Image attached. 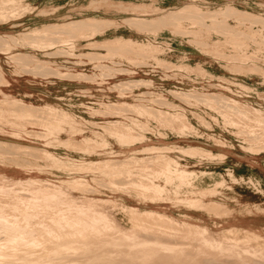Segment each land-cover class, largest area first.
Returning a JSON list of instances; mask_svg holds the SVG:
<instances>
[{
    "label": "rangeland",
    "instance_id": "rangeland-1",
    "mask_svg": "<svg viewBox=\"0 0 264 264\" xmlns=\"http://www.w3.org/2000/svg\"><path fill=\"white\" fill-rule=\"evenodd\" d=\"M1 5L0 72L5 73L11 86L0 84V89L24 100L26 105L35 107L37 111L32 114L33 121L45 120L50 113L49 109L45 107L50 105L58 110H64L80 121L82 133L95 140L92 131L102 133L103 129L101 128L115 126L116 122L117 127H124L131 124L130 120L132 123L133 120H140L134 115L127 116L129 117L127 118L120 114L125 107V110H129L132 106L143 104L153 113L155 111L157 117L164 119L166 115V119L180 118L181 120H176L178 122L186 119L198 127L197 119H203L207 124L214 125L215 119L221 120V115L226 111L230 112L229 116L235 121L237 118V121L241 118V122L244 123L246 122L244 121L246 120V111H248L246 113L248 115L252 108L264 110V0H15L12 6ZM81 24H83L84 30L80 28L82 26L78 28ZM140 24H145L147 27ZM78 29L80 30L78 31ZM53 32L55 35L60 34L61 36H55ZM43 33L45 34L43 35ZM74 33L75 35L72 36ZM76 33L79 34L76 35ZM67 34L72 38L67 37ZM34 38L37 39L34 40ZM50 38L55 39L57 44L53 40V42L49 40ZM39 41L43 44L52 42L54 47L51 49L39 47ZM137 41L141 45L136 44ZM196 43L199 45L197 44V46ZM68 44H73L74 49L70 50ZM113 48L114 50H112ZM233 57H236L237 61ZM251 67L254 68L251 69ZM255 69L258 73L255 72ZM185 71L187 72L185 73ZM238 81L253 84L256 89L258 88V91L256 93L243 91L236 86L235 82ZM257 93L260 98L257 97ZM193 98L195 99L193 100ZM197 99L203 100V106L200 105V101L197 104ZM229 99L240 104L246 102L248 105L245 107L241 104L237 108L231 106V109L230 102L232 101L229 102ZM207 100L210 101L208 102L210 104L206 103ZM169 103L170 105H167ZM109 104H113L112 107ZM171 104H173V108ZM214 104L217 105V109L219 107V113ZM165 105L170 107H164ZM234 108L236 113H234ZM214 110L215 112H213ZM240 111L242 112L240 113ZM161 112L162 114H160ZM232 113L235 115L232 116ZM152 115L155 117L154 114ZM171 115L172 117H170ZM37 116H40V119ZM118 122L121 124L123 122L124 125H120ZM151 129L147 127L143 130V132L145 131L143 134L153 138L155 132ZM29 132L30 135L42 134V129L38 125H32ZM213 132L224 135L222 129L218 127ZM224 136L239 149L240 144L235 136L232 134ZM62 137L64 140L67 139L65 136ZM168 140L169 143H181L174 137ZM41 141L43 140L20 142L9 136L0 135V142H3L0 143L2 144L0 145V155L3 157V159L0 158V175L16 180L28 179L30 175L21 170L24 165L28 168L31 166L30 173H38L33 167H38L43 163L42 159L38 158L39 153H42L45 148ZM72 141L78 146L68 150L61 147L56 152L62 155L70 154L76 160L85 159L94 162L109 160L115 163L124 160L128 152L132 153L133 150H138L135 146L125 149V153L120 155L117 143L111 141L112 148L116 153L105 158V155L84 154L79 147L82 141L79 131L75 133ZM190 142L206 146L202 142L191 140ZM234 154L249 157V161L262 163L264 160V153L246 155L239 149L238 153ZM149 156L152 155H142L141 158H149ZM210 169L222 172L223 166L212 165ZM262 170L264 171V167ZM83 174L76 171L47 169L38 173L37 176L41 177L43 181L58 182L66 180L70 176L81 177L80 175ZM83 176L89 182V188L86 189L87 196L93 200H102L104 202L103 211L123 230L135 229L145 237L159 236L166 241L181 242L183 241L181 237L171 236L170 233L163 232V230H167L166 227L169 224L178 230H185V224H197L207 227L213 235L223 230L233 229L235 234L243 236L242 227L254 224L253 227L257 228L253 229L260 234L261 240L264 241V217L260 215L262 213L256 212L253 215H248L247 211L241 209L235 202H229L228 213H208L195 208L176 207L166 200L153 199L150 192L143 196L140 191H136L134 187L130 186V182L136 180V175H132L133 178L125 174L114 176L115 180L113 181L120 183L119 186L113 185L109 179L95 178L93 181L89 174ZM79 190H75L76 196L82 194V190ZM244 193L253 201L264 200L263 197L249 189L244 190ZM135 208L142 212L135 213L133 211ZM141 228L146 230H139ZM168 231L170 232V230ZM48 239L49 241L43 247L33 248L38 255L41 254L38 259L39 264H53L54 262L56 264H137L135 260L133 261V257L131 261V256L126 254L127 247L106 245V240L97 242L95 235H90L85 243H80L82 239L80 237H68L65 240L68 241V244L66 246L64 244L63 247L64 249L66 247L67 249L73 248L68 252L70 257L64 256V259L57 260L49 259L48 248L56 249L59 244H56L58 243L57 237ZM77 244L78 246L85 244V247L87 244V247L77 250ZM98 244L99 248L102 244V248L99 250ZM89 247L93 250L90 249V251ZM62 251L58 253L59 256L67 254ZM19 254L17 252V255ZM231 261L236 262L230 257H219L214 260V264H229ZM253 262L264 264V261L259 258Z\"/></svg>",
    "mask_w": 264,
    "mask_h": 264
},
{
    "label": "bare ground",
    "instance_id": "bare-ground-1",
    "mask_svg": "<svg viewBox=\"0 0 264 264\" xmlns=\"http://www.w3.org/2000/svg\"><path fill=\"white\" fill-rule=\"evenodd\" d=\"M14 3L15 0H0V4L2 5L8 4L12 6ZM241 19L243 18L241 17ZM244 20L246 21V19ZM82 25L83 24L79 25L78 28ZM133 26L136 25L133 24ZM80 28H83V26ZM79 30L80 29H78V31ZM83 32L85 33V31ZM44 34L45 33H43V35ZM78 34L76 33V35ZM74 35L75 33L72 36ZM72 36H69V34H67V37L72 38ZM36 39L34 38V40ZM27 40L29 41V39ZM49 40L52 41L53 39L50 38ZM40 41L39 47L45 49H51L54 47V44L51 43L53 41L55 42V39L50 44L47 43L48 45L45 44V42L43 44ZM139 43L140 42L137 41L136 44ZM55 44H57V42H55ZM197 44L198 43H196V45ZM68 45L70 47V50L74 49L73 44ZM112 50H114V48ZM251 57H253V55H251ZM217 58L219 59V57ZM233 58L236 59V57ZM255 59L257 60L258 58ZM247 61L245 62L247 63ZM251 64L253 65V63ZM253 68L254 67H251V69ZM256 68L259 69L257 66ZM186 72L187 71H185V73ZM255 72L258 73L257 70ZM235 83L236 86L239 87V89L248 93H256L258 91V88L256 89V86H254L253 84H249L244 81H238ZM0 84H6L9 87L11 86V83L9 82L5 73L2 71L0 72ZM220 87L222 86L220 85ZM0 94L2 98L0 100V135L5 137L9 136L20 142H23L25 140H43L41 142L45 148L42 153H39L38 156V158L42 159L43 163L38 167H33L36 168V172L38 173H41L47 169H59L66 172L76 171L81 172V174H89L92 177L93 181L95 180V178H104L107 180L109 179L113 185L116 184L118 186L120 185V183L113 181L115 180V177H117L116 175L122 176V174H125L127 176H131V178H133L132 175H136V180H133V182L129 178V180L131 181L130 186L134 187L136 191H140L143 196L150 192V194L152 193L153 195V199L166 200L174 204L176 207H185L190 209L195 208L201 211H206L208 213L220 214L228 213L229 202H235L241 207V209L246 210L248 215H253V213L260 212L262 213L260 215H263L262 217H264V200L258 202L253 201L249 199L248 195L244 193V190L249 189L253 193L258 194L264 198V171L262 170V167H264V160L262 163L249 161V157L234 154L238 153L239 149H241L246 155L264 153V110L252 108L249 110L250 114L248 115L246 114L248 111H246V120H244L246 122L244 123L241 122V118L238 121V118H235V121L231 116H229L230 112L226 111V113H223L221 115V120L215 119L216 123L214 125L207 124L205 121H203V119H197L199 125L198 127L191 121L186 119L185 121L182 119V122H178L176 120H181L180 118L166 119L165 114L164 119L162 117H157L155 116V111L153 113L150 108L143 106V104L132 107L129 105L131 108L129 110H125L126 107L123 108V112H120V114H122L124 117L134 115V117H138V119L140 120H133L135 118H130L133 120V123L130 120L131 124L124 127H117V122L115 126L107 128L103 126L104 128H101L103 129L102 133L92 131V134L95 138V140H93L89 136H86L82 133L80 121H77L72 115L66 113L64 110H58L57 108L48 105L45 108L49 109L50 113L47 112L49 113V116L45 120L43 119V121H33L31 119L32 114L37 111L35 107L26 105L24 100L14 96L11 93H5L1 89ZM258 94L259 93H257V97ZM194 99L195 98H193V100ZM230 100L231 99H229V102ZM199 101L200 99H197V104L201 102L200 105H202L203 100H201L200 102ZM231 101L232 102L230 103L232 105H230V108L231 106L237 108V106L241 104L245 107L248 105V103L246 102H244V104H240L235 100ZM208 102H210L209 100H207L206 103L210 104ZM167 105H170V103ZM167 105H165L164 107H166ZM171 106L173 108V104H171ZM215 106L217 112L219 113V107L217 109V105ZM224 111L225 109L223 110V112ZM242 111H240V113ZM213 112H215V110ZM234 113H236V111ZM152 114H154L155 117H153ZM160 114H162V112ZM234 115L235 114H233L232 116ZM237 115L240 116V114ZM170 117H172V115ZM118 123H120V125L123 124V122L122 124L121 122ZM32 125L40 126L42 129V134L34 133L33 135H30L29 129L32 127ZM147 127H149L150 129L153 128L151 129L155 132L153 138H149L147 135L143 134L145 133V131L143 132V130ZM217 127L222 129L224 135L232 134V136H235L237 142L240 144L239 149L235 147L233 143L228 141L224 135L215 134L213 130ZM151 130L148 131L150 132ZM205 130L208 132H206ZM235 130L237 131L236 133L234 132ZM78 131L82 135V141L79 147H81V150L84 152V154L87 153L90 155L100 156L105 155V158H107L106 156L109 157L111 155H114L116 152L114 148H112L113 146L111 141L117 143L119 147L118 153L120 155H123L125 153V149L135 146H137L138 150H133L132 153L131 151L128 152L126 154L127 157L122 161H118L119 163H114V161L112 162L109 160H104L102 162H94L85 159L76 160L70 154L65 153L64 155H62L57 153L56 150L60 149L61 147L68 150L69 148L78 146V144L76 145L72 141L75 133ZM62 136H65L67 139L64 140ZM173 137L178 141H181V143H169L168 139ZM190 140L200 143L202 142L203 144H206V146L202 144H192ZM146 154L152 156H149V158H141L142 155ZM0 156V158L3 159L2 155ZM212 165H222L223 171L218 172L210 169ZM30 167L31 166H29L28 168V166L25 167L24 165L21 168L24 173L30 175L28 179L16 180L8 178L5 175H0V264H39L38 259L41 257V254L38 255L35 250H33V248L37 246L43 247L49 241L48 238L50 237H57L58 243L56 244H59V246L56 247V249L48 248V251L46 250L47 252H49V259H64V256L70 257V254L68 252L72 251L71 249H73H67V247L66 249H64L63 247L64 244L65 246L66 244H68V241H65L68 237H80L82 238L80 240V243H85V240L90 235H95L97 242L106 240L107 243L104 242L106 243V245H124L125 247H127V249L125 250L127 251L126 254L131 256L130 260L132 261V259L134 258L133 261L135 260L137 264H214V260L219 257H230L236 261H234L235 263L231 261L233 264H256L253 262V260H257V258L264 261V241L261 240L260 234L253 229L257 228L253 227L254 224L252 226L249 225V227H242L241 232L243 236L235 234L233 229L223 230L216 235H213L212 233H210L208 228L203 225L185 224V230H178L177 228L169 224V226L166 227L167 230L165 229L163 230V232L170 233L171 236L174 235L181 237L183 241L170 242L163 240V238L159 236L153 238L145 237L143 235H140L138 230L121 229L118 225H116L113 219H111L110 216L105 211H103L102 207L104 202L102 200H93L87 196L86 189L89 188V182H87V180L84 178V174L80 175L81 177L70 176L68 179L60 180L58 182H53L50 180H46V182L43 181L41 177L37 176L38 173H30L32 169ZM242 170L245 171L243 172ZM34 174L36 176H33ZM112 176H115L114 179ZM110 177L112 178L110 179ZM76 189L82 190V194H80V196H76L74 194ZM262 208L263 210H261ZM133 211L135 213L142 212L140 209L136 208ZM139 230L146 229L141 228ZM168 230H170V232ZM104 243L103 246L105 245ZM101 246L102 244H100V248H102ZM86 247L85 244H81V246H78L77 244L76 248L77 250H83ZM100 248L98 244V250ZM90 249L91 248L89 247V250ZM61 251L66 252L67 254H61L59 256L58 253H60ZM17 252H19L20 254L17 255ZM103 256L105 257V255ZM53 264H56V262H54Z\"/></svg>",
    "mask_w": 264,
    "mask_h": 264
}]
</instances>
